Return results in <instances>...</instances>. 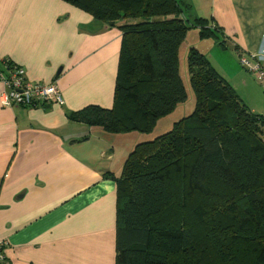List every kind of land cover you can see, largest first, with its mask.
Masks as SVG:
<instances>
[{
	"label": "trees",
	"instance_id": "1",
	"mask_svg": "<svg viewBox=\"0 0 264 264\" xmlns=\"http://www.w3.org/2000/svg\"><path fill=\"white\" fill-rule=\"evenodd\" d=\"M65 1L122 30L113 106L69 115L111 133L150 132L186 100L179 50L189 29L219 38L184 0ZM188 71L193 113L139 141L116 178V264H264V113L194 48Z\"/></svg>",
	"mask_w": 264,
	"mask_h": 264
},
{
	"label": "crops",
	"instance_id": "2",
	"mask_svg": "<svg viewBox=\"0 0 264 264\" xmlns=\"http://www.w3.org/2000/svg\"><path fill=\"white\" fill-rule=\"evenodd\" d=\"M184 1L218 31L228 65L217 71L264 113V87L239 63L264 52V0ZM121 40L118 26L65 0H0V58L64 100L6 107L0 81V238L10 264H116V178L139 139L69 115L113 106Z\"/></svg>",
	"mask_w": 264,
	"mask_h": 264
},
{
	"label": "built area",
	"instance_id": "3",
	"mask_svg": "<svg viewBox=\"0 0 264 264\" xmlns=\"http://www.w3.org/2000/svg\"><path fill=\"white\" fill-rule=\"evenodd\" d=\"M239 63L256 74L264 87V52L240 55ZM0 81L4 84L2 104L6 107L46 105L52 102L64 104L58 87L51 84L29 81L23 67L13 64L7 58H0ZM8 241L0 238V264H10L6 255Z\"/></svg>",
	"mask_w": 264,
	"mask_h": 264
},
{
	"label": "rangeland",
	"instance_id": "4",
	"mask_svg": "<svg viewBox=\"0 0 264 264\" xmlns=\"http://www.w3.org/2000/svg\"><path fill=\"white\" fill-rule=\"evenodd\" d=\"M157 19L162 20L164 18L160 17ZM120 22H121L120 24L124 23V21H120ZM214 39H217V38H214V37L202 38L200 36V30L197 27H193L189 29L187 36L179 50V74L181 76V79L184 82L186 92H187V98L185 101L181 102L171 113L159 119L156 126L150 132H141V131L135 130L129 133H122L124 134L123 136H125V138H127L126 140L128 141L130 140L136 141L135 139L138 137L139 140L135 142L134 147L139 141H147V140L153 139L156 136L171 130L175 122L193 113L196 107V96L191 86L190 74L188 71L189 51L191 48H194L204 53L205 56L213 64V66L216 67L215 65H217L218 71H221L219 68L225 69V67L228 64L226 60L224 59L223 55L219 53L218 51L219 49L213 43ZM254 113L258 114L260 113V110H257ZM195 232L202 233L204 232V230L196 229Z\"/></svg>",
	"mask_w": 264,
	"mask_h": 264
},
{
	"label": "water",
	"instance_id": "5",
	"mask_svg": "<svg viewBox=\"0 0 264 264\" xmlns=\"http://www.w3.org/2000/svg\"><path fill=\"white\" fill-rule=\"evenodd\" d=\"M59 73V72H58Z\"/></svg>",
	"mask_w": 264,
	"mask_h": 264
}]
</instances>
